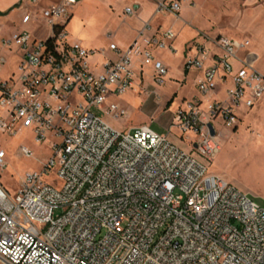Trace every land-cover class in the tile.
<instances>
[{"label": "built area", "instance_id": "obj_1", "mask_svg": "<svg viewBox=\"0 0 264 264\" xmlns=\"http://www.w3.org/2000/svg\"><path fill=\"white\" fill-rule=\"evenodd\" d=\"M76 3L59 0L40 12L51 33L45 41L26 32L0 41V73L5 52L15 61L0 77V132L27 129L51 152L42 171L26 173L14 195L0 185V264H264V207L208 172L220 151L215 121L234 128L238 110L251 109L264 94V76L244 66L234 72L231 65L241 62L237 54L249 41L210 40L220 56L206 68L203 46L186 59L185 69L202 73L195 85L201 97L226 78L230 87L224 101L202 108L194 98L175 111L169 133L177 130L189 148L184 151L146 126L124 133L103 119L125 116L108 97L132 90L134 58L152 67L156 84L164 82L167 68L151 49L170 48L175 35L140 33L144 47L134 41L122 51L110 44L117 59L93 73L87 60L102 51L71 43L66 32ZM178 11L176 1L157 5L158 13ZM19 153L31 155L24 146ZM4 158L0 151V168Z\"/></svg>", "mask_w": 264, "mask_h": 264}, {"label": "crops", "instance_id": "obj_2", "mask_svg": "<svg viewBox=\"0 0 264 264\" xmlns=\"http://www.w3.org/2000/svg\"><path fill=\"white\" fill-rule=\"evenodd\" d=\"M23 1L24 0H0V19L8 18L14 10H17L22 12L21 18L26 14L30 15V18L26 24L33 21L35 18L34 10H31L29 6L34 9L35 3H39L44 0H26V2L28 1L27 3H24ZM58 1L59 0H55L49 5L54 4ZM76 1V5L72 8V10L75 8L76 14H81L84 11H89V13L91 14L98 13L99 11H106L116 17L117 20L116 27L113 28L110 32L112 37L107 40L108 44H94L89 40L80 41L77 39L70 38L69 34H67L68 40L71 43H79L82 47L87 50L102 51V54L99 53L93 55L87 60L88 68L93 73L101 72V66L105 62L115 61L117 59V55L109 51L108 49L110 44L116 45L117 48L122 51L127 49L134 41H137L138 46L142 48L144 47V43L139 37L140 33H142L146 38L156 36L157 33L161 30L172 31L175 37L173 41L167 43V46H170V48L168 47L162 50L156 48L151 49L153 57L167 68V75H170L171 71L170 59H177L180 62V80L182 81V85H179L178 83L175 86V92L173 93L171 98H167L165 100L166 109L170 108L172 104H174V100L177 97V92L181 93L183 90V86L186 85L190 80H192V85L194 87L195 92L191 94L188 99L183 97L181 104L175 106V111L179 108H183L186 102L194 98H198L202 101V108H204L205 104L208 102L225 100L226 89L230 87L229 78H226L224 82H219L214 93L205 97H201L197 92L195 85L200 80L202 73L193 69H185L186 59L194 58L198 55V51L196 50L197 46L200 48L201 46H203L205 50V59L203 62L204 67L206 68L213 65L216 56H220V51L213 44L210 43V40L218 36H224L226 38L238 41H249V46L245 50H242L237 54V57L241 62L231 60V65L234 72L240 67L244 66L246 68L253 69L262 76H264V0ZM171 1H176L179 3V11L176 15L170 13L157 12V5L159 3ZM126 7H131L134 11V14L128 17L125 16L122 11ZM204 8L210 10H218L220 12H225L226 10L234 8L237 10V13L247 16L248 22L241 28H238L236 25L232 24L231 29H233V34H212L208 31H204L197 24V17L199 15V11ZM72 10L70 12L68 22L66 24V29L73 17ZM260 17L262 18L261 24L259 19ZM46 27L48 28V26ZM9 38H1L0 41ZM30 39L37 41L31 37ZM5 54L8 59L5 67L0 73V77L3 73H6L8 75L11 71L14 70L15 66L13 55L9 52H5ZM9 60L12 63L11 68H8L6 70ZM133 62V70L135 73L134 82L138 84V89L136 91L140 92L143 88L144 75H151L153 81V69L151 66H142L140 57L134 58ZM111 98L115 97H108V103H113L111 102ZM175 111L172 113V117ZM221 126V128H218L216 127V125H214L216 135L218 136V141L220 142V151L210 163L208 168L210 169L209 173L234 186L236 189L246 194L247 197L250 198L251 195H255L251 191V189H249V187L237 175L229 172L225 168H222L220 165L224 160V150H226L228 147V143H224V140L227 139L234 141L235 138H240L241 135H244H240V133H242V129L243 131L245 129V135L249 138V141L252 142L256 147H260V144H264V94L260 96V98L256 101V103L251 109L238 110V121L234 128H226L222 125V123ZM169 129L170 126H168V131ZM169 139L177 147L181 148L184 151H189L187 145H182L183 141L179 139V134L178 140L174 136L172 137V139L169 137ZM230 144L231 143L229 142V146H231ZM231 147L234 149L238 148V146L236 145Z\"/></svg>", "mask_w": 264, "mask_h": 264}, {"label": "rangeland", "instance_id": "obj_3", "mask_svg": "<svg viewBox=\"0 0 264 264\" xmlns=\"http://www.w3.org/2000/svg\"><path fill=\"white\" fill-rule=\"evenodd\" d=\"M54 1L44 0L35 3L34 9L29 6L31 10H34L35 18L28 24L21 23L22 12L17 10H14L8 18L0 19V39L9 38L21 31H26L31 38L37 41L48 39L51 33L40 18V12ZM23 2L27 3L28 1L24 0ZM72 14L73 17L66 29L70 38L80 41L89 40L100 45L108 44L107 40L112 37L110 32L116 27V17L106 11H99L94 14L84 11L81 14H76L75 8L72 10ZM259 19L261 24L262 18ZM247 22L248 17L237 13L234 8L225 12L204 8L199 11L197 17V24L201 29L221 35L233 34L232 24L241 28ZM11 64L9 60L6 70L11 68ZM170 65V75L165 77L162 84L154 83L151 75L146 74L140 92L136 91L138 84L134 82L132 90L120 97L111 98V102L125 111V116L114 119L111 116L103 115L104 121L112 129L119 132L127 133L138 126H146L157 134L168 135L171 139L174 136L178 140L177 130L172 128L170 133L168 131V126L171 125L173 118L172 113L175 111V106L181 104L182 98L188 99L195 90L192 80H190L183 86L181 93L177 92L174 104L166 109L165 100L171 98L178 83L182 85L180 62L177 59H170ZM6 76L7 74L3 73L1 78ZM96 113L102 115L99 112ZM2 114L0 111V117ZM214 125L218 128L222 127L219 120ZM244 131L242 129L240 135H244L235 138L234 141L224 140V143H228V147L224 150V160L220 166L237 175L255 194L248 198L257 205L264 207V147H262L264 144L256 147L249 141ZM229 142L231 146L236 145L238 148H232L229 146ZM182 143L183 146L187 145L185 140ZM20 146L29 149L31 155L28 157L21 155L19 153ZM0 151L5 154V167L0 168V185L10 195L17 192L20 181L26 173L41 172L51 154L47 144L37 145L33 142L32 134L27 129L19 130L16 135L10 136L0 132Z\"/></svg>", "mask_w": 264, "mask_h": 264}, {"label": "water", "instance_id": "obj_4", "mask_svg": "<svg viewBox=\"0 0 264 264\" xmlns=\"http://www.w3.org/2000/svg\"><path fill=\"white\" fill-rule=\"evenodd\" d=\"M208 129H209L210 135L214 136V130L210 124L208 125Z\"/></svg>", "mask_w": 264, "mask_h": 264}]
</instances>
